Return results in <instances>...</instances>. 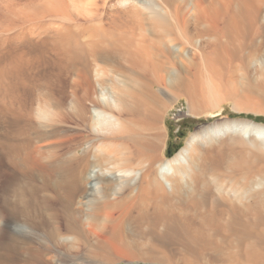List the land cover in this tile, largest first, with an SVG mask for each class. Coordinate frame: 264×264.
<instances>
[{
    "label": "bare ground",
    "instance_id": "1",
    "mask_svg": "<svg viewBox=\"0 0 264 264\" xmlns=\"http://www.w3.org/2000/svg\"><path fill=\"white\" fill-rule=\"evenodd\" d=\"M162 2L0 0V46L7 48L0 49V100L18 121L16 132L1 139L2 150L39 182L24 183L19 173L7 185L1 264H46L44 250L22 246L28 234L39 231L49 242L63 229L76 230L79 215L99 221L132 211L155 214L172 227L192 221L215 227L236 248L228 264H264L263 246L256 245L264 243V124L219 121L167 159L161 127L171 95L188 97L196 114L205 103L191 91L192 69L199 76L244 52L251 64L262 59L264 70V0ZM112 60L121 73L106 66ZM43 103L55 106L52 115L40 109ZM31 114L49 121L44 129L72 118L85 132L81 140L45 131L33 137L29 130L41 125L30 122ZM55 175L66 188L59 211L40 184ZM28 196L41 212L24 214Z\"/></svg>",
    "mask_w": 264,
    "mask_h": 264
},
{
    "label": "rangeland",
    "instance_id": "2",
    "mask_svg": "<svg viewBox=\"0 0 264 264\" xmlns=\"http://www.w3.org/2000/svg\"><path fill=\"white\" fill-rule=\"evenodd\" d=\"M155 1L162 2V0ZM5 49L7 48H3V51ZM245 58L246 53L242 52L237 59L232 58L224 65L219 63L217 64L219 66H215L211 70L204 69L199 76L198 74L195 75L196 69H192L189 75L191 79L190 88L193 89L191 91L195 90L194 94L198 96L204 95L206 101L198 107L199 112L197 111L196 114L190 111L188 97L171 95L172 101L164 111L161 121L164 133L163 159L175 155L196 131L219 121L248 119L264 124V70H262V64L260 63L262 59L251 64V62L245 61ZM112 61H107V65H105L114 70L113 73H121L116 66V62L113 61L112 63ZM111 63L112 65L109 66ZM40 102V100H36L31 106H28V109L31 110L33 106L34 108L37 107ZM0 105H2L0 107V214H8L3 202L5 192L11 180H14L15 176L17 177L16 174L21 173L19 176L24 179V183L26 181L32 184L39 182L36 180L37 176L34 171L19 168L5 159L1 139L6 136V133L16 132L18 121L14 109L5 112L4 109L9 108V106H4L1 100ZM59 107L63 111L70 109L67 103H61ZM40 109H46L52 115L55 106L43 103ZM30 119L35 127V123L41 125L39 129L29 130L33 137L38 132L45 131V133H51H48L51 138L53 136H55L53 138H66L73 135L75 140H81L82 134L85 132L81 127V123L72 118L65 119L63 124H59V119L55 120L56 128L48 130L44 127H49V125L46 126V122L49 121L41 122L33 119L32 114ZM21 121L25 122L24 119H21ZM48 134L46 135L48 136ZM40 181L42 182L40 184L45 185L44 197L48 198L52 206L59 211L62 200L67 199L65 186L59 183L57 177L49 181L43 177ZM26 198L24 202L30 206L24 214H38L41 212L36 209V201L31 202L30 196ZM50 212L53 213L54 211L51 210ZM43 213L47 214V211H43ZM111 217L100 219L102 221L96 219L89 221L79 215L78 222L81 226L78 225L77 229L73 231L76 232V235L63 229L62 231L65 233L62 232L57 239L48 242L43 240L42 234L38 231L37 237L28 234L27 238L19 241L22 246L30 244L38 249L40 248L41 251L44 250L42 252L46 255L44 256L45 261H47L46 264H228L226 257L236 249L235 246L223 242V236L217 233L215 227H200L198 221V224L192 221L195 226L186 223L188 228L183 223L181 228L184 231L180 227H172L167 220L160 219L155 214H139L132 211L129 215L113 214L114 218L112 217V220H110ZM10 222L9 230L14 232L16 229L17 231L18 227L15 225V220ZM188 229L190 230L188 231ZM69 234H71L70 237ZM2 237L0 232V241ZM71 238H73V241ZM70 242L72 243L71 247H69ZM261 244L259 241L256 243L257 246H261L260 248L263 246L262 249H264V243ZM90 248L93 251L95 249L96 253L99 251L100 255L95 252H88V250L92 251ZM224 253L226 256H224ZM223 256L225 258H221ZM112 260L113 263H108Z\"/></svg>",
    "mask_w": 264,
    "mask_h": 264
},
{
    "label": "water",
    "instance_id": "3",
    "mask_svg": "<svg viewBox=\"0 0 264 264\" xmlns=\"http://www.w3.org/2000/svg\"><path fill=\"white\" fill-rule=\"evenodd\" d=\"M137 264H141V263H137Z\"/></svg>",
    "mask_w": 264,
    "mask_h": 264
}]
</instances>
